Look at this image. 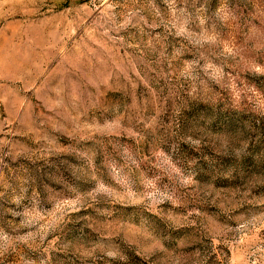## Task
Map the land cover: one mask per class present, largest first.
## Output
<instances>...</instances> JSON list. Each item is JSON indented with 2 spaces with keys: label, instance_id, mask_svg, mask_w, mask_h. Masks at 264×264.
Instances as JSON below:
<instances>
[{
  "label": "rangeland",
  "instance_id": "374dc122",
  "mask_svg": "<svg viewBox=\"0 0 264 264\" xmlns=\"http://www.w3.org/2000/svg\"><path fill=\"white\" fill-rule=\"evenodd\" d=\"M0 264H264V0H0Z\"/></svg>",
  "mask_w": 264,
  "mask_h": 264
}]
</instances>
